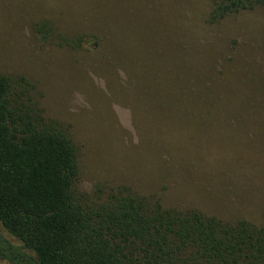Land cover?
Returning a JSON list of instances; mask_svg holds the SVG:
<instances>
[{
  "label": "rangeland",
  "instance_id": "obj_1",
  "mask_svg": "<svg viewBox=\"0 0 264 264\" xmlns=\"http://www.w3.org/2000/svg\"><path fill=\"white\" fill-rule=\"evenodd\" d=\"M82 1L0 0V74L25 78L46 118L69 129L79 150L78 189L109 194L127 188L162 198L167 205L203 209L226 220L260 222L263 14L231 20L223 26L226 33L218 29L223 39L212 43L224 71L232 66L224 56L237 53L240 62L261 71L263 80L259 94L250 93L240 114L231 111L219 120V112H228L222 106L211 114L207 107L180 109L173 102L177 64L163 0H85L90 4L79 8ZM190 5V13L205 20L211 1L192 0ZM84 30L112 31L114 42L111 46L106 36L108 42L101 48L69 45L72 31ZM236 35L241 39L238 50L222 47L224 39L227 43ZM206 48L210 49L206 44L204 53L211 54ZM212 76L211 95L204 93L205 79L198 75L194 88L213 108L239 88L232 79H222L216 72ZM168 123L177 133L163 125ZM0 232L17 244L1 225ZM0 264L13 263L0 258Z\"/></svg>",
  "mask_w": 264,
  "mask_h": 264
},
{
  "label": "trees",
  "instance_id": "obj_2",
  "mask_svg": "<svg viewBox=\"0 0 264 264\" xmlns=\"http://www.w3.org/2000/svg\"><path fill=\"white\" fill-rule=\"evenodd\" d=\"M163 1L177 64L176 107H207L212 114L222 106L228 112H219V120L231 111L240 114L250 93L259 94L261 71L240 62L237 53L224 56L232 64L231 71H224L212 43L223 39L218 29L231 20L254 13L264 16V0H210L205 20L190 13L192 0ZM82 2L79 8L90 4ZM69 18L77 21L76 16ZM72 35L67 41L78 48H101L108 42L106 36L111 46L114 42L107 30ZM237 36L228 37L227 43L224 39L222 47L238 50ZM206 44L211 54L204 53ZM213 72L239 88L213 104L216 108L204 98V93L211 95ZM194 75L205 79L204 93L195 90ZM215 121L213 113L211 123ZM163 125L177 133L170 123ZM258 132L264 139V127ZM79 179V150L69 129L46 118L25 78L0 74V225L17 241L0 232L1 259L13 264H264V207L258 223L226 220L127 188L83 193Z\"/></svg>",
  "mask_w": 264,
  "mask_h": 264
}]
</instances>
